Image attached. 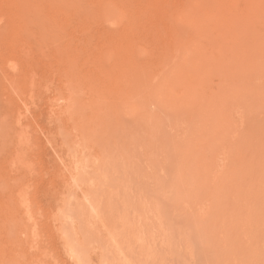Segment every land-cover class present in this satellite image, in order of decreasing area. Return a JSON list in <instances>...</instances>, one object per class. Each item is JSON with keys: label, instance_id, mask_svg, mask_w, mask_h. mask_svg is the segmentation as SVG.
Masks as SVG:
<instances>
[{"label": "rangeland", "instance_id": "1", "mask_svg": "<svg viewBox=\"0 0 264 264\" xmlns=\"http://www.w3.org/2000/svg\"><path fill=\"white\" fill-rule=\"evenodd\" d=\"M0 264H264V0H0Z\"/></svg>", "mask_w": 264, "mask_h": 264}]
</instances>
